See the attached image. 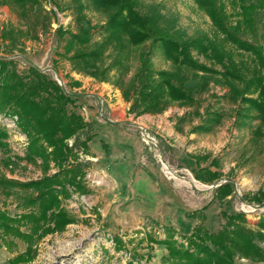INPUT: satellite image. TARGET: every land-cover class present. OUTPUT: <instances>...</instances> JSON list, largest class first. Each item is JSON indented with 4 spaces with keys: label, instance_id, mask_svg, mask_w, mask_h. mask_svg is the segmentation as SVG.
Wrapping results in <instances>:
<instances>
[{
    "label": "rangeland",
    "instance_id": "1",
    "mask_svg": "<svg viewBox=\"0 0 264 264\" xmlns=\"http://www.w3.org/2000/svg\"><path fill=\"white\" fill-rule=\"evenodd\" d=\"M79 2L83 4L82 14L77 12ZM42 8L51 16L49 24L44 28L36 27L32 30L35 36L24 37L20 46L8 53L17 70L23 72L30 66L37 67L74 99L73 87L98 92L104 83L103 87L109 85V88L97 99L98 122L93 126L88 127L86 121L88 106L68 104L69 110L79 113L87 122L83 129L66 139V143L80 161L88 191L85 194L73 192L62 200V206L74 222L61 232L41 238L31 264H125L130 259L134 264H162L166 249L162 245H149L147 238H163L164 235L156 231L164 229L166 233L172 229L174 237L184 241L185 235L200 222L198 218L188 217V213L200 211L207 204L199 218L204 214L202 223L209 231L220 229L224 210L228 214L244 213L249 228L258 232L261 228L258 222L264 220V199L257 202L252 197L259 190L264 191V123L256 113L248 111V116L240 118L236 114L239 102L229 95L227 86L217 83L213 76H208L212 78L203 84L200 74L191 70H183V73L187 76L184 84L196 99L194 104L174 103L156 114L128 113L129 102L124 100L119 87L75 71L61 55L67 35L59 37V28L76 32L92 24L96 27L92 43L100 41V26L106 21V14L95 9L91 0H43ZM225 8L234 24L237 6L225 1ZM136 9L154 16L158 25L176 39L216 38L233 53V59L242 69L255 65L251 54L235 49L216 32L194 0H136ZM263 16L264 7L257 9L253 15V30L241 25L238 34L260 41ZM33 22V11L21 15L17 6L0 1V28L11 24L26 29ZM142 49L149 50L150 43L146 42ZM151 51L156 68H173L159 47ZM5 52L6 49L0 48V55ZM193 54L209 64L202 55ZM137 65V54H134L127 78ZM74 81L79 84H73ZM207 109L220 112V122L208 132H191ZM5 111L6 119L0 118V133L3 132L2 136L0 134V177L23 182L55 172L57 169L52 162L45 172L41 159L36 158L35 162L27 159L29 138L20 129L17 114ZM11 119L16 127H10ZM107 119L114 122L109 123ZM87 137L90 138L87 143H95L92 147L96 159L90 156L91 146L87 144V152L83 150L82 143ZM212 159L217 163L211 164ZM206 166L219 171L220 178L212 182L196 179L197 170ZM226 181L233 183V191L218 200L215 190ZM28 194L30 190L21 187L0 186V209L11 216L26 212L32 208L26 205ZM116 238L122 241L120 249L115 248ZM10 240L7 246L0 239V264H8L9 258L25 250L22 240L12 237ZM256 241L264 248L263 240L256 238ZM234 264L264 262L235 258Z\"/></svg>",
    "mask_w": 264,
    "mask_h": 264
},
{
    "label": "trees",
    "instance_id": "2",
    "mask_svg": "<svg viewBox=\"0 0 264 264\" xmlns=\"http://www.w3.org/2000/svg\"><path fill=\"white\" fill-rule=\"evenodd\" d=\"M0 1L17 6L21 15L33 11L35 19L32 26L26 29L15 28L11 24L0 28V48L6 49L4 55H0V113L6 116L5 110H10L17 114L18 125L29 138L26 155L29 161L41 159L45 172L51 162L57 169L52 174L45 173L38 179L23 182L0 177L2 188L17 186L30 190L25 200L26 205L32 208L26 212L11 216L0 209V239L7 246L11 237L26 244L24 251L8 259V264H31L41 238L61 232L67 224L74 222L62 206V200L69 198L73 192L85 194L88 191L80 161L66 143V139L83 129L87 122L82 115L68 109V104L75 102L71 93L35 66L19 72L15 61L8 56L20 46L24 37L35 36L32 30L49 24L51 16L43 10V0ZM194 1L226 42L253 56V67L242 69L233 59V53L216 38H174L158 25L154 16L139 12L136 0H91L95 9L104 12L107 17L100 26L102 39L92 43L96 28L92 24L80 27L76 32L59 28V37L67 35L61 55L75 71L119 87L124 100L129 102L128 113L135 116L160 113L174 103L194 104L196 99L185 86L187 76L183 73V70H191L196 75L200 74L203 84L212 78L208 76H213L217 83L227 86L229 95L239 102L236 114L240 118L252 111L264 123V16L260 41H251L238 34L241 25L253 30L254 12L264 7V0ZM225 1L238 8L234 24L226 12ZM77 7V12L82 14L83 4L79 2ZM146 42L150 43V49L144 51L142 46ZM155 47L161 49L165 59L173 65L172 69L154 66L151 50ZM193 52L202 55L209 64L199 61ZM134 54H137L138 65L127 78ZM73 84L78 85L79 82L74 81ZM220 119V112L207 109L202 121L194 125L191 132H208ZM0 134L2 136L3 132ZM88 140L90 138L87 137L82 143L85 152ZM215 163L216 160L212 159L211 164ZM220 175L219 171L206 166L200 167L195 177L203 182H212ZM232 191L233 183L223 182L217 186L215 197L222 200ZM252 198L262 202L264 191L259 190ZM207 206L188 213V217L198 218L200 222L185 235L184 241L176 239L172 229L166 233L163 229V238H147L149 245H162L166 249L161 257L162 264H234L235 258H246L253 263L264 262V248L256 241V238L264 241V220H259L261 228L255 232L249 228L244 213L228 214L222 210L224 223L217 231H209L202 223L204 214L199 218ZM114 244L116 249L122 248L120 239H114ZM125 264H134L133 259Z\"/></svg>",
    "mask_w": 264,
    "mask_h": 264
},
{
    "label": "crops",
    "instance_id": "3",
    "mask_svg": "<svg viewBox=\"0 0 264 264\" xmlns=\"http://www.w3.org/2000/svg\"><path fill=\"white\" fill-rule=\"evenodd\" d=\"M78 78V77H76ZM79 79V78H78ZM80 80V79H79ZM103 85H105L104 83H101L100 85V91L98 92H95V91H88V90H85V91H81L79 87H73L72 89V93L74 94L75 96V104H79V107H87L86 108V121L88 122L89 126H93L95 123H97L98 121L96 120V105H97V99H101V95L104 93V90H107L109 87V85H106V87H103ZM83 87V85H82ZM96 88H99V86H97ZM110 90V89H109ZM107 94V92H106ZM104 98V97H103ZM81 105V106H80ZM90 106V107H89ZM84 113V111L82 112V114ZM108 121H110L109 123L111 122H114L113 120L111 119H107ZM93 144H95L94 142H91L90 144L87 143L89 146H91L90 148V156L92 157V159H96L97 156H94V153H95V149H93ZM98 155V154H97Z\"/></svg>",
    "mask_w": 264,
    "mask_h": 264
},
{
    "label": "built area",
    "instance_id": "4",
    "mask_svg": "<svg viewBox=\"0 0 264 264\" xmlns=\"http://www.w3.org/2000/svg\"><path fill=\"white\" fill-rule=\"evenodd\" d=\"M1 114V113H0ZM7 116V115H6ZM6 116L4 115V114H1L0 115V118H5L6 119ZM10 117V116H9ZM12 120V125L10 124V127H12V126H14V127H16V123H14V119H11ZM15 120H16V118H15ZM158 234L160 233V234H162V232H163V230L162 229H158L157 231H156ZM159 234V235H160Z\"/></svg>",
    "mask_w": 264,
    "mask_h": 264
}]
</instances>
